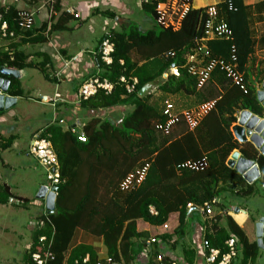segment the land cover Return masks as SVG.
Masks as SVG:
<instances>
[{"label":"trees","instance_id":"16d2710c","mask_svg":"<svg viewBox=\"0 0 264 264\" xmlns=\"http://www.w3.org/2000/svg\"><path fill=\"white\" fill-rule=\"evenodd\" d=\"M160 1H141V10H147L152 15L153 25L148 30L140 29L134 22H126L102 36L101 39L109 37L114 45L111 63L102 61L99 43L95 55L97 67L89 77L107 79L113 88L109 93L100 89L95 95L78 103L84 115H88L82 121L81 129L76 132L74 129L64 130L59 125H49L40 134L47 137L52 145L58 161L60 181L53 210L46 213L42 200L40 211L28 223V243H31L32 251L39 242L38 238L44 236L55 255L52 264H74L86 254L89 255V264H94L96 256L89 246L80 244L69 248L77 228L102 237L114 264H149L150 260L142 258L138 263L149 236L145 231L137 230L136 221L160 226L166 223L172 213H177V226L172 233L157 236L158 242L150 246V253L155 258L161 252V264H170L172 261L194 264L197 254L185 238L191 235L187 231L190 227L187 226L188 220L193 222L191 215L198 213L189 211L187 203L195 210L205 203L211 204V211L216 208L213 216L205 214L201 222L203 232L200 239L207 243L205 255L209 248H215L219 251L220 259L229 251L226 241L230 238L234 239L235 250L230 264H255L259 252L264 249V227L263 247H259L256 241L249 242L243 229L227 213V207L234 198L243 200L239 206L247 207L250 204L253 207L255 199L264 194V156L259 155L251 145L239 147L230 132L239 110L263 114L256 90L247 82L242 68L246 55L251 52L248 46L252 45L246 6L242 0H224L215 4L219 20L228 24L233 38L231 41L211 39L206 42L210 55L215 58L227 57L231 44H234L237 64L247 84L245 93L218 68L212 72L206 85L197 89L195 78L184 67L186 55L192 48L199 46L207 7L210 5L191 8L181 27L174 30L164 28L156 21V6ZM55 10L56 14L60 12L58 18L53 15L48 20L50 23H44L38 31H45L48 27V32L62 30L71 18L79 19L67 10L61 11L59 0L55 3ZM19 12L12 5L0 7V21H6L8 29L14 31L15 35H23L15 43L29 38L33 43L44 42L41 34L34 37L32 29L23 34L19 27ZM24 59L21 52H15L12 60L4 56L0 65L2 63L20 69L28 66ZM201 59L207 57L201 56ZM172 66H176L178 75L169 73ZM39 68L44 71L43 67ZM164 73H167L166 77H163ZM121 76L129 82L136 78L133 91L127 92L125 85L119 81ZM45 77L51 79L49 75ZM147 83L153 84L150 91L139 96L138 91ZM15 85L13 90V85H10L8 92L13 96H21L22 89ZM170 95H182L184 99L196 98L198 103L209 98L216 99V103L192 131L180 121L168 126L165 132L166 117L162 111L168 100L166 97ZM126 108L131 111L117 118V121L108 117L101 119L97 115L104 110ZM178 126L184 129L176 133ZM80 134L84 135L85 141L78 140ZM10 142L9 139L3 145L4 148ZM236 149L244 157L256 162L259 170L256 180L247 183L235 169L226 165L229 155ZM203 157L206 158L207 166L202 171L178 167ZM144 164H148V168L143 182L135 188L121 190V180ZM25 202L26 199L15 197L8 185L0 184V205L17 206ZM262 204L264 206V201ZM150 206L155 209V214L149 212ZM256 213L264 217L263 208H257ZM172 237L176 239L169 244ZM25 246V264H28L29 253ZM166 248L170 251L181 249L182 258L166 254Z\"/></svg>","mask_w":264,"mask_h":264},{"label":"crops","instance_id":"0c3cea01","mask_svg":"<svg viewBox=\"0 0 264 264\" xmlns=\"http://www.w3.org/2000/svg\"><path fill=\"white\" fill-rule=\"evenodd\" d=\"M141 1L142 0H74V3L69 5L68 0H59L61 11H66L71 8L77 10L78 14H80V17L77 20H81L82 22L85 21V23L88 24H95V18L99 17L102 18V20L100 19L102 22H99L98 30H94L92 27H89V29L84 28L83 25L80 24H75L72 26L70 22H68L64 24V28L62 30L49 31L48 36H46V30L38 31V29L44 23L49 22L47 20L46 8L41 6L42 0H0V7L12 5L17 9L35 11V22L32 28L34 31L33 35L36 37L37 34H41L45 39L44 42L33 43L31 42L32 39L29 38L27 40L20 41L17 44L15 43L17 40L9 41L0 39V60L4 56H9V59L12 60L15 52H21L22 56L25 58L24 63L28 64V66L20 69L6 66L10 69H13V71H17L18 77H14L12 75L6 76L0 73V78L7 79L9 81L8 87L13 85L12 90L16 86L15 84L19 85V87L22 89L20 82L21 78L25 77L27 69L33 68L40 70L39 67L44 66L43 69L48 67L53 71H56L55 73L59 71V78L56 81L58 84L64 82V96L61 97L57 89L55 90L53 97H49L47 95L45 96V92L41 93L43 95L41 96L40 94V96L42 99H48L54 98L57 95V101H55V103H49L51 104L55 115H57L54 116V123H58L59 126L62 125L61 127L64 130L74 129L75 131H78L81 129L82 122H80L77 118V112L80 110L76 97L77 90L81 82L88 78L90 74L95 72V68L97 67L95 55L100 40L105 32H109L111 29L118 28L122 23L131 22L129 17H132L135 8L141 9ZM223 1L224 0H192V8L199 9L209 5L219 4ZM242 2L243 5L246 6V13L249 15L247 16L249 21V25L247 26H249L251 33L250 41L252 42L251 47L248 46V48L251 49V52H248L246 55L242 68L244 69L243 72L247 82L256 90L258 86L264 83V0H242ZM59 13L55 15L56 19L60 15ZM113 14L114 16L110 18V16ZM143 18L149 23L150 27L153 25L152 19H150L148 16L144 15ZM56 19L52 22V24L55 23ZM114 19H116V21H114ZM118 24L119 26H117ZM75 32L78 34V36L75 35ZM51 33H54L53 35L55 37L51 36ZM36 45L40 46L39 49L36 48ZM65 62H68L66 66H64ZM1 65L4 64L1 63ZM51 79H54V76ZM8 87L5 95L14 97L16 103L17 98L20 96L11 95L8 92ZM175 96L178 95H170L166 97V99H168L170 102L172 101L175 104V109L177 111L192 108L199 102L198 100H195L196 98L194 99L188 97L189 99H184V96L182 95H180V97ZM180 102L184 107L180 108L176 105ZM192 103L195 104L192 105ZM4 110L5 109L0 110V112L3 113V116H5L7 113H11L10 107L7 112ZM65 122L66 126H64ZM45 129L46 128L34 133L32 137L34 135H40ZM4 133H6V131H3L2 133L0 132V135ZM32 137L29 140L28 145L30 144ZM14 141L15 142H13L12 145L18 146V142L16 140ZM0 143L2 144V142ZM1 144V148L4 150L7 149L3 146L6 145V142L2 145ZM12 145L10 143V145L7 147L9 148ZM27 148L25 149V153L29 155L27 153ZM0 161L3 166H6L1 155ZM261 197L264 201V194H262ZM232 201L235 202H232L228 205L227 213L243 229L249 242L256 241L255 225L263 216L255 214L256 216L253 217V214L249 212L247 207L239 206L238 204H240L243 200L237 201V198H234ZM236 208L238 210L237 212L234 210ZM194 216L202 218V221L204 220V216L199 213L191 215L193 219ZM171 219H176L175 224H171ZM165 224L167 226L166 229H164L163 225L152 226L146 222H143L142 220L136 221V227L138 231H145L149 237L160 236L165 233H172L173 229L177 225V213H172ZM245 226H248L250 231L246 230ZM190 230H193V232H191V235H189V240L191 241L192 248L197 254L194 264H207L205 261V254L202 249V239H200V236L203 232V226L200 222L194 220L191 223ZM175 239L176 237H172L168 243L172 244ZM80 244L89 246L94 251L96 259H104L108 257V252L102 237L94 236L87 231L77 228L73 233L69 248H73ZM177 249L170 251L166 248L164 252L167 251L166 254L168 255L182 258L180 252L181 249ZM140 256L141 257L138 258V263L141 262L140 258L147 261L148 257H150V262L154 259V256L144 251L141 252ZM257 261L255 264H257ZM141 264H143V262H141Z\"/></svg>","mask_w":264,"mask_h":264},{"label":"built area","instance_id":"2783aa9c","mask_svg":"<svg viewBox=\"0 0 264 264\" xmlns=\"http://www.w3.org/2000/svg\"><path fill=\"white\" fill-rule=\"evenodd\" d=\"M57 0H42V7L46 8L47 11V20L53 15H56L55 3ZM192 8V0H162L158 2L156 6V21L164 28H171L177 30L181 27L184 18L186 17L189 10ZM18 17H20L19 27L20 30L29 31L33 28L35 22L36 12L27 9H19ZM74 18H79L80 14H78L77 10L71 8L67 10ZM202 37L200 38L199 46L196 48H192L191 52L186 55V60L184 63V67L187 72L192 75L196 80V88L200 89L206 85V83L210 80L212 72L218 68L221 70L226 78H228L232 83L237 85L243 92H247V84L244 81L243 73L239 69L237 64V55L236 48L234 44H231L230 52L225 58H215L212 57L206 47V42L211 39H225L231 41L233 38L232 31L228 24L219 20L217 16V12L214 8V5H210L207 7V17L204 20L202 27ZM21 34V33H20ZM15 35L14 31L8 29V25L6 21H0V39L3 40H16L21 38L23 35L21 34ZM45 35L48 36V28L45 32ZM114 50V45L110 41L109 37H104L101 39L99 53L101 54V59L105 64L111 63V53ZM202 57H207V59H201ZM122 63V62H121ZM68 62L64 63L66 66ZM174 75H178V69L176 66H172L170 68V72ZM167 73L163 74V77H166ZM54 77L59 78V71L54 74ZM58 80V79H56ZM119 81L123 83L127 89V92H131L134 90V85L136 84V78H133L131 82L126 80L124 76L119 78ZM113 88V84L107 79L100 80L96 76L88 77L78 88L77 91V103L81 100H86L89 97L95 95L98 90H104L105 93L111 92ZM57 101V95L54 98H44V103H55ZM216 99H209L206 101H202L195 105L192 108L184 109V110H176L175 106L172 102L166 100L163 108V115L165 118V132H167L168 126L183 121L186 128L188 130H193L197 127L201 119L215 106ZM245 110V109H243ZM243 110H239L235 114V122L230 127V132L232 134L233 139L237 143L245 144L251 143L249 136L244 133V137L242 135L241 138L235 136L232 128L239 124V114ZM260 119L264 118V115L259 117ZM254 131H251L252 134ZM78 140L85 141L84 135L80 134L77 136ZM253 145V144H252ZM258 154L262 155L259 150ZM27 153L36 159L37 163L44 169L46 183L43 185L45 187V195L51 190L52 187H57V184L60 181L59 176V166L57 157L53 151L52 145L47 137H43L41 135H34L32 140L27 148ZM264 156V155H263ZM207 166L206 158L203 157L199 161H191L181 164L178 167H188L194 171H202ZM253 167H256L257 177L253 181L259 177L258 166L255 161L247 168V170L241 174L243 175L252 170ZM148 168V164H144L142 167L137 168L135 171L129 172L120 182L121 190H128L131 188H135L139 186L146 175ZM244 178V177H243ZM246 181V179L244 178ZM247 182V181H246ZM252 182V181H251ZM250 183V182H248ZM56 195V193H55ZM187 208L190 210H195L192 208L190 203H187ZM43 210H47L43 207ZM196 211L200 214L205 215L209 214L211 211V204L205 203L204 205L197 207ZM149 212L155 214V209L150 206ZM164 229L167 228L166 224H163ZM158 238L151 237L147 240L148 244H153L157 241ZM38 244L34 246V249L31 251V243H28L25 246V249L29 253V263L28 264H52L55 260V255L51 250L50 242H46V238L44 236H40L38 238ZM226 244L229 247V251L222 255L219 259V251L215 248H209L208 253L205 255V261L207 264H230L232 256L235 254L234 250V239L230 238L226 241ZM207 243L206 241L202 242L203 251L206 249ZM144 252H149V249L144 250ZM162 253H157L155 258L150 262V264H161L160 260L162 259ZM74 264H89V255L86 254L81 257V261H74ZM94 264H114L112 259L108 256L104 259H96ZM170 264H177L175 261H172Z\"/></svg>","mask_w":264,"mask_h":264},{"label":"rangeland","instance_id":"374dc122","mask_svg":"<svg viewBox=\"0 0 264 264\" xmlns=\"http://www.w3.org/2000/svg\"><path fill=\"white\" fill-rule=\"evenodd\" d=\"M68 2L70 5L74 3V0H68ZM144 15L152 19V15L149 11L135 8L132 17H129V19L131 22H136V24L140 26V29L148 30L150 25L143 18ZM95 19V24H88L85 23V21L82 22L81 20L73 18L68 22H70L72 26L80 24L83 25L84 28L89 29V27H92L94 30H98V25L99 22H102V18L96 17ZM114 21H116V19H114ZM51 34V36L55 37L53 35L54 33ZM75 35L78 36L76 32ZM39 47V45H36L37 49H39ZM55 72L56 71H53L48 67L44 69V71L33 68L27 69L25 77L21 78L20 82L23 93L17 98V102L11 106L12 108L10 107L11 113H7L3 116V113L0 112V132L2 133L3 131H6V133L0 135V142H2V144L5 142L7 143L9 139L11 140V145L15 142L14 140L18 142V146L12 145L9 148L6 147L7 149L5 150L0 147V155L6 164V166H3L0 161V184L8 185L10 192L15 197L26 199L24 205H0V264H25L24 246L28 243L30 235V227L28 223L32 219H35L38 211H40L39 208L42 204L41 201H44V199L36 198V193L39 187L46 183L44 169L37 163L35 158L25 153V149L34 133L47 128L49 125H58V123H54V116L57 115H55L51 104L43 103V99L41 98L43 95L41 93L44 92L45 96L53 97L56 89L59 91L61 97L64 96V82L58 84L56 80L45 77V75H50V78H52ZM154 97L156 98L157 96L154 95ZM195 103H192V105ZM176 105L180 108L184 107L181 102ZM7 110H9V108L4 111L7 112ZM130 111L129 108L124 110L118 109L115 111L104 110L97 115L101 119L108 117L112 120H116ZM87 116L88 115H84L82 110L77 112V118L80 122L85 121ZM64 126H66V122ZM183 129V126H178L175 132L178 133ZM262 201V197H257L255 199V206L250 207L251 205L247 204V208L251 214H257V208L264 209ZM43 206L45 207L44 202ZM214 212L216 213V208H212L209 215L213 216L215 214ZM194 220H197V222L200 223L202 222V218L197 216H194ZM170 222L171 224H175L176 219H171ZM191 223V220H188L187 226H191ZM245 228L250 231L248 226H245ZM187 231L190 233L193 232V230H190V227ZM148 239L145 241L143 251L149 249L152 245L148 244ZM186 240H189V236L185 238V241ZM189 242L190 243L187 244L191 245L190 240ZM259 253L260 255L257 264H264V249H261Z\"/></svg>","mask_w":264,"mask_h":264},{"label":"water","instance_id":"95a60500","mask_svg":"<svg viewBox=\"0 0 264 264\" xmlns=\"http://www.w3.org/2000/svg\"><path fill=\"white\" fill-rule=\"evenodd\" d=\"M0 73L6 76H14L18 77L17 71H13L4 65H0ZM9 81L4 78H0V110L7 109L15 104V98L9 95H5L7 91ZM152 83L145 84L139 91L138 95L143 96L148 93L152 87ZM256 98L257 101L261 104L263 108L264 115V83L256 88ZM237 125H235L232 130L236 137L241 138L242 135L244 137V133L246 135H250L249 139L254 147L259 150V152L264 155V118L260 119L258 115L252 113L249 110H243L239 114ZM251 131H254L250 134ZM253 163L252 160L239 156V152L235 151L231 154V159L228 161V166L234 168L240 174L244 173L247 168ZM243 177L247 182L253 181L257 177L256 167H253L252 170L247 171ZM45 187L42 185L39 187L36 198L44 199V205L48 213H50L54 208V199L55 193L57 191V187H52L51 190L45 195ZM237 212V208L234 209ZM263 227H264V217H262L255 225V237L257 246L263 247L262 244V235H263Z\"/></svg>","mask_w":264,"mask_h":264},{"label":"clouds","instance_id":"9594fccd","mask_svg":"<svg viewBox=\"0 0 264 264\" xmlns=\"http://www.w3.org/2000/svg\"><path fill=\"white\" fill-rule=\"evenodd\" d=\"M4 66H6V65H4ZM245 110H247V109H245ZM250 111V110H249ZM253 113V112H252ZM255 114V113H254ZM257 115V114H256ZM259 117L260 116H262V115H258ZM236 142V141H235ZM237 143V142H236ZM238 145H239V147H241V146H243V145H251L254 149H256L255 147H254V145H252V144H250V143H245V144H241V143H237ZM257 150V149H256ZM235 151H238L239 152V156H241V157H244L242 154H241V152L239 151V150H233L232 152H231V154L232 153H234ZM257 153H258V151H257ZM231 154L229 155V157H228V159H227V161H226V165L228 166V161L231 159ZM244 158H246V157H244ZM247 159H249V158H247ZM250 160H252V159H250ZM252 161H254V160H252ZM230 168H232V167H230ZM234 169V168H233ZM238 172V171H237ZM239 173V172H238ZM240 174V173H239ZM241 175V174H240ZM242 177V176H241ZM242 179H244L243 177H242ZM245 181V180H244ZM246 182V181H245ZM193 211H195V212H197V213H199L198 211H196V210H193ZM200 214V213H199ZM210 214V213H209ZM202 215V214H201ZM204 217H205V215H203ZM148 253H150V248H149V252ZM161 253V252H160ZM151 254V253H150ZM148 260H151V259H149V257H148ZM149 264H150V261H149Z\"/></svg>","mask_w":264,"mask_h":264}]
</instances>
